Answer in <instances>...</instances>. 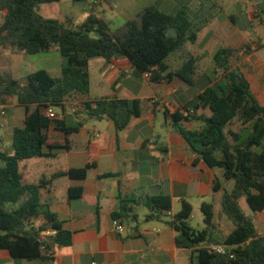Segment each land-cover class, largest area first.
Listing matches in <instances>:
<instances>
[{
    "label": "trees",
    "instance_id": "16d2710c",
    "mask_svg": "<svg viewBox=\"0 0 264 264\" xmlns=\"http://www.w3.org/2000/svg\"><path fill=\"white\" fill-rule=\"evenodd\" d=\"M59 1L0 0V12H5L0 24V48L34 55L56 47L63 59L60 76L39 69L28 74L24 84L0 72V97L14 96L25 109L23 125L13 130L12 152L0 151V249L9 250L13 258L46 260L55 248L73 243L72 231L42 201L46 180L25 182L21 163L53 157L48 149L68 148L67 136L78 132L85 120L107 118L117 131H122L150 102L109 97L82 101L69 123L64 117L65 103L73 95L89 94L91 58H127L136 75L151 74L153 85L173 79L194 85L198 79L199 60L194 56H189L177 71H169L167 64L169 57L198 39L199 28L186 8L168 14L150 5L115 29L105 16L91 13L83 24L71 28L41 13L43 5ZM171 29L176 30L175 36L170 35ZM250 50V46L219 48L213 56L218 80L210 79L208 86L183 108L193 113L186 115L176 108L172 114L174 129L197 155V161L221 169L224 181L232 183L220 199L221 213L232 224L227 235L217 230L213 202L201 205L203 228L191 225L193 208L186 201H182L177 214L170 215L168 223L177 233L176 245L191 251V264H264V233L259 232L240 203L245 198L256 216L264 211V105L252 93L250 82L238 65L241 51ZM58 108L63 111L62 118L51 119L46 115L48 109ZM206 109L211 111L210 115L198 114ZM194 121L200 123L197 129L185 125ZM50 128L63 132L65 141H51ZM93 166L87 164L61 175L83 181ZM112 176L116 175L109 173L101 178ZM221 189L222 181L216 178L213 190ZM70 194L71 198L81 197L83 187L71 188ZM127 201L135 202L137 198L132 196ZM122 202L121 210L113 213L120 223L122 218H128ZM172 202L169 195L142 198L143 206L150 210L147 219L169 216ZM209 243L231 246L235 257L210 252L205 248Z\"/></svg>",
    "mask_w": 264,
    "mask_h": 264
},
{
    "label": "crops",
    "instance_id": "0c3cea01",
    "mask_svg": "<svg viewBox=\"0 0 264 264\" xmlns=\"http://www.w3.org/2000/svg\"><path fill=\"white\" fill-rule=\"evenodd\" d=\"M62 1L43 5L41 13L71 28L83 24L91 13L103 16L107 13V10H97L96 4L102 6V0L66 1L72 7L82 3L83 9L80 11L56 7ZM109 1L113 29L122 26L150 5L168 14L187 9L189 5L186 4L188 0H173L172 3L169 0ZM198 1L191 0V3L197 4ZM215 1L222 10L226 7L227 20L220 21L214 15L199 24L192 19L199 28L198 39L168 58L169 71L179 70L189 56H194L199 60L198 79L206 71L213 70V81L216 82L218 74L214 70V53L222 47L242 49L250 46L248 53L241 51L242 59L238 65L248 78L252 93L264 105V11L252 6L253 12L259 13V18L258 24H253L254 35H251L250 28L238 26L237 18L240 10L246 13L251 11L248 0ZM1 13L4 17L5 12ZM210 33V40L204 43ZM208 48L211 50H206ZM9 52L25 54L0 48V55L3 53L1 56ZM203 64H207V68H203ZM89 72V94L73 95L65 103L64 117L69 123L74 120L72 114L75 109H80L82 101L109 97L148 99L150 102L143 113L134 117L122 131H117L107 118L85 120L78 132L67 136L68 148L48 149L47 152L53 157L33 158L21 163L25 182L46 180L42 201L72 231L73 243L71 246L55 248L50 259L46 260L13 258L9 250L0 249V264H191V251L177 247V233L168 223L170 215L181 210L182 201L192 206L194 217L197 209L210 197L216 210L217 230L227 235L232 228L231 222L222 215L220 205L224 189L229 190L232 183L224 181L221 169H212L204 161H197V155L173 127L172 114L175 109L179 108L183 112V108L208 86L209 81L187 102H181L175 95L192 85L179 79L153 85L150 78L136 75L135 67L124 57L111 60L91 58ZM2 110H6V115H1ZM202 112L207 115L211 113L206 109L199 110L198 114ZM24 118L25 109L19 105L16 97H0V151L12 152L13 130L23 125ZM191 123L185 122V125L191 127ZM48 134L51 141L63 143L66 138L63 132L54 128H50ZM87 164L94 166L83 181L61 175ZM109 173L116 176L101 178ZM216 178L223 184L219 192L213 190ZM79 186L83 187V194L79 198H71L70 189ZM157 195H169L172 198L171 214L161 219H147L150 210L143 206L142 198ZM132 196L137 201H127ZM122 200L128 218L121 219L124 231L119 232L113 224V213L121 210ZM224 225L225 228L229 227L227 232H224ZM257 227L260 233H264L259 224Z\"/></svg>",
    "mask_w": 264,
    "mask_h": 264
},
{
    "label": "rangeland",
    "instance_id": "374dc122",
    "mask_svg": "<svg viewBox=\"0 0 264 264\" xmlns=\"http://www.w3.org/2000/svg\"><path fill=\"white\" fill-rule=\"evenodd\" d=\"M67 0H63L62 3L57 4L56 7H61L62 9H73V10H82V3H77L75 6H71L70 3H66ZM173 0H169L170 3H172ZM248 3L251 5V11L250 12H243L240 10V15H238V26L240 28H250L249 34L254 35V30H253V24L257 22L258 24V15L259 13L253 12L252 6H258L260 11H264V0H248ZM187 5V13L192 18L193 20L197 21L199 24L204 23L206 20L210 19L211 16L216 15L220 21H225L227 20V11L226 7L222 8L216 4L215 0H199L197 4L191 3V0H188L186 2ZM193 4V5H192ZM111 3L108 0H102V6L96 4L97 10H107V13L105 12V17L111 21L112 19V12H111ZM241 8V7H240ZM91 12H89L90 14ZM122 16H120L121 18ZM3 19V14L0 12V22ZM253 21V22H252ZM111 28H114L111 25ZM212 36V33L206 36L204 43H207L208 40H210V37ZM203 43V46H204ZM205 49V48H204ZM210 51L211 49H206ZM3 53H1L2 55ZM0 55V72L3 74L10 75L12 77H16L19 79L21 83H25L27 74L30 72H34L39 69H44L50 72L53 76H59L60 75V70L62 67L63 59L60 55V52L58 48H53L48 52L44 53H39V54H7L5 56ZM205 56V55H204ZM207 64H203V68H207ZM213 70L206 71L205 75L201 78L198 79L194 85L190 86L187 88V90L179 91L176 95L175 98L178 101L181 102H187L189 98L193 97L196 95L200 88L206 84L207 81L210 79H213L215 77V73L212 72ZM60 113H62V109L58 108L57 109ZM200 123L198 121H194L191 123L192 129H197L199 127ZM11 147V145H9ZM207 202H212V199L209 197L206 199ZM241 207L244 210V212L249 215L252 220L255 222V224L259 227L260 229L264 230V213L260 215H254L249 206L246 203L245 199L241 200ZM203 213L201 212L200 209H197L195 216L191 219V224L193 227H201L204 226L203 223ZM226 219V218H224ZM226 225L223 226L225 229L224 232H227L229 230L228 228H225Z\"/></svg>",
    "mask_w": 264,
    "mask_h": 264
},
{
    "label": "built area",
    "instance_id": "2783aa9c",
    "mask_svg": "<svg viewBox=\"0 0 264 264\" xmlns=\"http://www.w3.org/2000/svg\"><path fill=\"white\" fill-rule=\"evenodd\" d=\"M144 76L147 78H150L151 74L145 73ZM183 112L187 115L189 112L193 113L194 111L193 110H190V111L183 110ZM1 115H3V116L6 115V110H2ZM46 115L51 119H56V118L61 117L60 116L61 114H59L58 112H56L53 109H48L46 111ZM169 214H171V212H169ZM113 224L119 232L124 231V226L118 220L114 219ZM205 248H207L210 252L225 255L231 259H233L235 257V254L232 250V247L228 246L226 244H223V243H209V244L205 245ZM92 264H97V263L93 262Z\"/></svg>",
    "mask_w": 264,
    "mask_h": 264
},
{
    "label": "water",
    "instance_id": "95a60500",
    "mask_svg": "<svg viewBox=\"0 0 264 264\" xmlns=\"http://www.w3.org/2000/svg\"><path fill=\"white\" fill-rule=\"evenodd\" d=\"M169 33H170V35L175 36V34H176V30H175V29H171V30L169 31ZM95 37H97V36H95Z\"/></svg>",
    "mask_w": 264,
    "mask_h": 264
}]
</instances>
